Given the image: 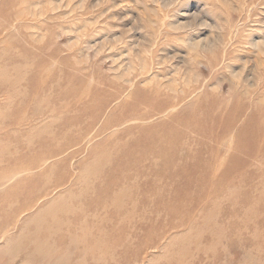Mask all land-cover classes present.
I'll return each instance as SVG.
<instances>
[{"label": "rangeland", "instance_id": "obj_1", "mask_svg": "<svg viewBox=\"0 0 264 264\" xmlns=\"http://www.w3.org/2000/svg\"><path fill=\"white\" fill-rule=\"evenodd\" d=\"M0 264H264V0H0Z\"/></svg>", "mask_w": 264, "mask_h": 264}, {"label": "bare ground", "instance_id": "obj_2", "mask_svg": "<svg viewBox=\"0 0 264 264\" xmlns=\"http://www.w3.org/2000/svg\"><path fill=\"white\" fill-rule=\"evenodd\" d=\"M154 95V94H153ZM154 96H156V95H154ZM116 98V97H115ZM167 98L168 97H163V101L162 102H160V103H158V105L156 106V109L155 110H153V112L152 111H148L147 113H144V114H141V116H142V118H144V119H149V118H151L152 117V113H153V115L155 116V115H159V116H161V115H164V114H168L169 112V110H172V109H174V108H176V106H175V104H170L168 101H167ZM179 100H183V99H179ZM135 108V107H134ZM136 112H139L138 110H135ZM93 113H95L96 114V112L95 111H92ZM140 114V113H139ZM98 115V114H97ZM99 117V116H98ZM153 118V117H152ZM122 119V118H121ZM132 120V119H131ZM184 121V120H183ZM107 122H108V124L106 123L102 128L104 129V128H107L108 127V129H109V120H107ZM111 122V121H110ZM131 123V122H130ZM87 128H89V127H87ZM64 129V128H63ZM73 129V128H72ZM82 129V128H81ZM90 129V128H89ZM88 130V129H87ZM150 130V129H149ZM84 131V130H83ZM82 131V132H83ZM86 131V130H85ZM100 131H103V130H100ZM71 132V131H70ZM80 132V131H79ZM91 132V131H90ZM99 132V131H98ZM104 132H105V130H104ZM73 133V132H72ZM101 133H103V132H101ZM90 134V133H89ZM157 134V133H156ZM156 134H153V135H156ZM77 135V134H76ZM83 135V134H82ZM84 135L85 136H87V133L85 134V132H84ZM84 135H83V137H84ZM241 138H240V140H238V142L239 143H244V137L243 136H245L246 137V134H245V130H243L242 131V133H241ZM157 136H158V134H157ZM79 137V136H78ZM156 136H154V138H155ZM80 138H81V135H80ZM79 138V139H80ZM85 138H87V137H85ZM143 139H141L140 141H137L135 144H134V146L136 145V146H141V145H144L143 144V142H144V140H146V139H144L145 137H142ZM169 138H170V146H172L174 143H176L175 142V140L177 139V136H173V135H170L169 136ZM78 139V138H77ZM78 139V140H79ZM89 139V138H88ZM158 139H159V143L160 144H162V143H164V140H166V137L162 134V135H159L158 136ZM69 140H72L71 138L69 139ZM83 140H84V138H83ZM87 140V139H86ZM151 140V139H150ZM85 141V140H84ZM72 142V141H71ZM71 142L69 141V143L71 144ZM77 142V141H76ZM174 142V143H173ZM78 145V144H77ZM81 145V144H80ZM72 146H73V144H72ZM71 146V147H72ZM62 147V146H61ZM68 147V146H67ZM68 148H70V147H68ZM67 148V149H68ZM76 148V147H75ZM142 148V147H141ZM171 149H172V147H170ZM170 148H168V149H170ZM65 147H64V149H63V151L64 150H67ZM50 150V149H49ZM53 151V150H52ZM51 151V152H52ZM61 152H63L62 151V149L60 150ZM53 152H55V151H53ZM60 152V153H61ZM64 152H66V151H64ZM47 154H49V157H50V153H48V152H46ZM62 154V153H61ZM65 154H68V152L67 153H65ZM150 154V153H149ZM51 155L53 156V153H51ZM55 155V154H54ZM51 156V157H52ZM57 156H58V154H57ZM160 156H164V154H161ZM45 157H47L46 155H45ZM49 157H48V160H50L49 159ZM55 157H56V155H55ZM67 157V156H66ZM69 157V156H68ZM143 157H144V153H143ZM66 159V158H65ZM67 160V159H66ZM64 161V160H63ZM45 162H46V159H45ZM61 162V161H60ZM65 162V161H64ZM66 164V163H65ZM68 164V163H67ZM66 164V165H67ZM61 166H62V164H61ZM205 167H206V174H207V171H208V166H207V163H206V165H205ZM205 167H203V169H205ZM101 194V193H100ZM102 195H103V193H102ZM86 199V198H85ZM86 200H88V199H86ZM59 201V200H58ZM57 202V201H56ZM91 203V202H90ZM60 204V203H59ZM97 204V203H96ZM91 205V204H90ZM89 205V206H90ZM61 206V205H60ZM97 206H100L99 204L97 205ZM58 207V206H57ZM54 208V207H53ZM49 209V208H48ZM51 210V209H50ZM67 210V209H66ZM53 212V211H52ZM56 212V211H55ZM59 212V213H58ZM113 212V211H112ZM119 212V211H118ZM171 212V214L173 213L172 211H170ZM58 215H59V217L56 219V221L57 222H59L58 224H60L61 225V223L63 222L62 220V218H61V215H62V213H65V211H64V209H62V210H60V211H57L56 212ZM132 213H134V212H132ZM51 215V214H50ZM72 216H74L75 218H73ZM71 217L74 219V222H76V221H80V219L75 215V214H73V215H71ZM105 220V219H104ZM104 220L103 219H98V218H96L95 219V221H92V225L95 227V228H97L98 229V227L100 226V223H104ZM8 221V220H7ZM9 222V221H8ZM56 222V223H57ZM83 222H85V223H83ZM7 223V222H6ZM85 224V225H87V224H89L88 223V221H86V220H83L81 223H79V224ZM42 224V223H41ZM57 224V226H59ZM7 227V226H6ZM43 227V226H42ZM61 227V226H60ZM46 228V227H45ZM5 230V229H4ZM7 230V229H6ZM73 230H75V231H73ZM44 231H48L49 233H48V238L50 239L51 238V232H53L54 233V230H53V228L51 229V227H49V228H47V229H45ZM68 234L66 235V239H68L69 241H73V240H77V238L79 239V238H81V240H85V241H83V243L81 242V244H82V246L83 245H87V242H88V244H89V242H94L95 240H96V238L95 237H93V235L94 236H96L97 235V233H94V232H90V231H87V233H83L84 231H82L81 233L79 232V228L78 227H75L74 226V228L73 227H71V228H69L68 230ZM58 233V232H57ZM56 233V234H57ZM121 233V232H120ZM37 236L39 235V232H37V234H36ZM122 235V234H121ZM54 236L55 235H53V238H54ZM100 236H102V235H100ZM161 236V235H160ZM56 237V236H55ZM59 237V236H58ZM103 237V236H102ZM119 237V236H118ZM37 238V237H36ZM34 239V242H36L35 243V247H34V245L33 246H31V248H32V250H33V248H35V252L34 251H32V253H34V254H36V255H38V256H40L43 260H46V259H44L45 257L44 256H46L47 254H46V251H45V249L43 250V249H41L42 247L37 243V240L38 239ZM48 239V240H49ZM65 240V238H62V241H64ZM119 240V239H118ZM54 242V241H53ZM115 242V244L117 245H119L120 244V241H114ZM78 243V242H77ZM41 244V243H40ZM94 244H96V243H94ZM53 245V244H52ZM51 245V246H52ZM79 245V244H78ZM89 246H92L91 244L89 245ZM87 247V246H86ZM85 247V248H86ZM93 247H94V245H93ZM118 247V246H117ZM102 248V247H101ZM83 249H84V247H83ZM83 249H82V251H83ZM94 249V248H93ZM92 249V250H93ZM79 250V249H78ZM81 250V249H80ZM97 250V249H96ZM100 250V248L98 249V251ZM104 250V249H103ZM102 250V251H103ZM58 251H59V249L58 248H55V249H53V248H50V252H53L52 254H54V255H57L58 254ZM105 251H107V250H105ZM95 252V251H94ZM113 252H114V250H113ZM85 253V252H84ZM88 252H86V254H87ZM89 253H91V251L89 250ZM110 253V252H109ZM108 253V254H109ZM101 254V253H100ZM100 254H99V256H100ZM106 254V253H105ZM26 255L28 256V255H30V253L28 252V251H24L23 252V255H22V258L23 259H26ZM51 255V254H50ZM110 255V254H109ZM28 257H32V256H28ZM102 257V256H101ZM105 257V256H104ZM112 257V256H111ZM111 257L109 258V259H111ZM113 258V257H112ZM116 258V256L113 258V261H114V259ZM61 259V258H60ZM103 259H105V258H103ZM103 259H101V261L103 260ZM65 260V259H64ZM106 260V259H105ZM104 260V261H105ZM108 260V259H107ZM104 261H103V263H104ZM110 261V260H109ZM108 262V261H107Z\"/></svg>", "mask_w": 264, "mask_h": 264}, {"label": "clouds", "instance_id": "obj_3", "mask_svg": "<svg viewBox=\"0 0 264 264\" xmlns=\"http://www.w3.org/2000/svg\"><path fill=\"white\" fill-rule=\"evenodd\" d=\"M167 7V6H165ZM192 25H196L195 27H192ZM168 27L172 30L180 29L182 32H192L196 31L199 29H206L209 28L210 25L206 20H202L201 16L199 13H193L190 17L189 20L186 22H180L175 25L169 26ZM220 39L218 36L214 38H208L204 40H197L195 42H186L185 40L183 41V44L187 46V48L190 51H200V52H205V53H210L214 51L217 47L220 46Z\"/></svg>", "mask_w": 264, "mask_h": 264}]
</instances>
